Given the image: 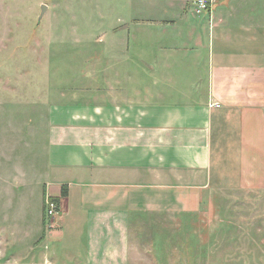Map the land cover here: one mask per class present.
<instances>
[{"label":"crops","instance_id":"obj_1","mask_svg":"<svg viewBox=\"0 0 264 264\" xmlns=\"http://www.w3.org/2000/svg\"><path fill=\"white\" fill-rule=\"evenodd\" d=\"M255 3L213 0L207 22L185 6L136 22L148 42L134 64L53 105L44 204L59 198L50 232L79 264H126L140 214H200L219 192H264V17L245 13Z\"/></svg>","mask_w":264,"mask_h":264},{"label":"rangeland","instance_id":"obj_2","mask_svg":"<svg viewBox=\"0 0 264 264\" xmlns=\"http://www.w3.org/2000/svg\"><path fill=\"white\" fill-rule=\"evenodd\" d=\"M261 1L245 13L263 18ZM170 6L176 17L185 6L188 19L208 21L192 0H0V264H79L52 236L57 215L44 204L52 107L74 100L93 74L130 68L136 43L148 42L136 22ZM81 91L77 99H91ZM260 199L264 192L224 191L200 214H140L126 264H264Z\"/></svg>","mask_w":264,"mask_h":264},{"label":"built area","instance_id":"obj_3","mask_svg":"<svg viewBox=\"0 0 264 264\" xmlns=\"http://www.w3.org/2000/svg\"><path fill=\"white\" fill-rule=\"evenodd\" d=\"M212 1L213 0H196V11L198 13L203 12L211 5ZM45 203H46L47 216L50 218L51 217L54 218L58 213L57 210L59 204L49 196L46 197Z\"/></svg>","mask_w":264,"mask_h":264},{"label":"water","instance_id":"obj_4","mask_svg":"<svg viewBox=\"0 0 264 264\" xmlns=\"http://www.w3.org/2000/svg\"><path fill=\"white\" fill-rule=\"evenodd\" d=\"M46 8H47V5H46V4H43V5H42L41 16H43V13H44V11H45ZM41 16H40V17H41Z\"/></svg>","mask_w":264,"mask_h":264},{"label":"trees","instance_id":"obj_5","mask_svg":"<svg viewBox=\"0 0 264 264\" xmlns=\"http://www.w3.org/2000/svg\"><path fill=\"white\" fill-rule=\"evenodd\" d=\"M65 195V194H63ZM53 200H55L57 203H59V198H56V197H51Z\"/></svg>","mask_w":264,"mask_h":264}]
</instances>
